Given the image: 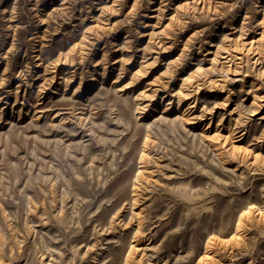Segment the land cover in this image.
<instances>
[{"label": "rangeland", "instance_id": "rangeland-1", "mask_svg": "<svg viewBox=\"0 0 264 264\" xmlns=\"http://www.w3.org/2000/svg\"><path fill=\"white\" fill-rule=\"evenodd\" d=\"M0 264H264V0H0Z\"/></svg>", "mask_w": 264, "mask_h": 264}]
</instances>
